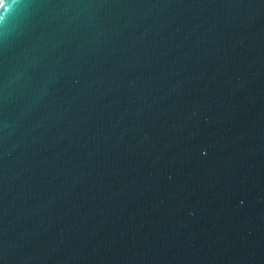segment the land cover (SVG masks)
Masks as SVG:
<instances>
[{
  "label": "water",
  "instance_id": "95a60500",
  "mask_svg": "<svg viewBox=\"0 0 264 264\" xmlns=\"http://www.w3.org/2000/svg\"><path fill=\"white\" fill-rule=\"evenodd\" d=\"M0 264H264V0H0Z\"/></svg>",
  "mask_w": 264,
  "mask_h": 264
}]
</instances>
